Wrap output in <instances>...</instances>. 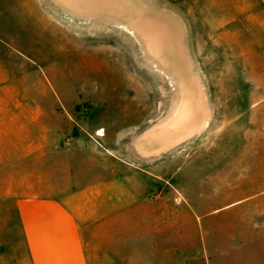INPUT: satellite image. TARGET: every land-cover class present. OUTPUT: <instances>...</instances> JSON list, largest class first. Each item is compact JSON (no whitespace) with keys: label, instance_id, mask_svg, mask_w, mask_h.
<instances>
[{"label":"crops","instance_id":"obj_1","mask_svg":"<svg viewBox=\"0 0 264 264\" xmlns=\"http://www.w3.org/2000/svg\"><path fill=\"white\" fill-rule=\"evenodd\" d=\"M142 4L0 0V264H190L173 230L160 233L153 173L142 175L125 150L137 146L142 125L118 129L117 152L107 139L98 147L74 130L73 89L56 90L77 71L80 50L111 51L112 35L126 45L128 30L140 50L198 67L200 133L213 130L232 147L237 134L245 153L229 162L245 167L229 173L245 179L246 198L220 210L245 203L247 264H264V0H198L197 15L181 17ZM36 36L45 46L27 42ZM146 137L154 149L140 158L156 161L158 136ZM222 262L214 254L211 264Z\"/></svg>","mask_w":264,"mask_h":264},{"label":"rangeland","instance_id":"obj_2","mask_svg":"<svg viewBox=\"0 0 264 264\" xmlns=\"http://www.w3.org/2000/svg\"><path fill=\"white\" fill-rule=\"evenodd\" d=\"M140 1L150 10L173 11L180 17L184 12L194 10L197 15L198 11V0L186 5L166 0ZM127 34L126 45L122 37L111 36V51L80 50L77 71L73 68L72 76L66 73L61 77L56 90L61 93L68 88L70 92L72 88L79 101L70 110L77 120L76 134L98 147L107 139L117 152L118 129L142 125L137 132L142 135L137 148L131 141L124 148L127 155L135 158L133 165L142 175L153 173L151 187L157 196L153 202L159 205L160 233L173 230L176 250L184 245L190 264H203L205 253L212 258L217 253L229 264H247L246 205L220 210L246 198L242 193L245 179H231L229 173L232 168L245 167L243 163L229 162V156L245 153V148L241 151L236 147L237 134L236 146L232 147L230 139H219L217 143L213 130L198 131V67H185L181 59L168 58L167 52L140 50L135 33L128 30ZM31 38L27 39L30 45L37 42L45 46L46 36ZM96 38L101 40V36ZM86 43L99 44L80 41ZM206 87L213 91L214 84L207 83ZM100 131L103 136L96 135ZM151 133L158 136L159 157L153 162L142 159L154 149L155 138L151 141L146 137ZM75 142L72 137V148ZM232 190L236 193L232 194Z\"/></svg>","mask_w":264,"mask_h":264},{"label":"bare ground","instance_id":"obj_3","mask_svg":"<svg viewBox=\"0 0 264 264\" xmlns=\"http://www.w3.org/2000/svg\"><path fill=\"white\" fill-rule=\"evenodd\" d=\"M101 132H102V131L98 132L96 135H98V136H99V135H100V136H103Z\"/></svg>","mask_w":264,"mask_h":264}]
</instances>
